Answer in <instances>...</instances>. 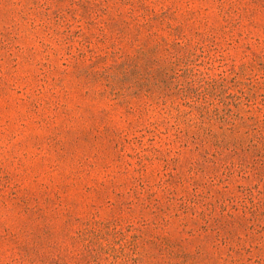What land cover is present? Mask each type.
Segmentation results:
<instances>
[{
  "label": "rangeland",
  "instance_id": "obj_1",
  "mask_svg": "<svg viewBox=\"0 0 264 264\" xmlns=\"http://www.w3.org/2000/svg\"><path fill=\"white\" fill-rule=\"evenodd\" d=\"M226 116L264 126V0H0V264H264Z\"/></svg>",
  "mask_w": 264,
  "mask_h": 264
},
{
  "label": "trees",
  "instance_id": "obj_2",
  "mask_svg": "<svg viewBox=\"0 0 264 264\" xmlns=\"http://www.w3.org/2000/svg\"><path fill=\"white\" fill-rule=\"evenodd\" d=\"M231 115L233 117L238 116L237 114H231ZM246 118L248 119V117H246ZM231 120H232V118L231 117L228 118V116L223 118L222 122L225 123L223 125H226V127L223 128L222 130H223V134L225 136H227L229 134V135H233V136H236L238 138H241V137H243V135H246L245 136L246 139L249 140V142L251 141V143L254 144V146H257L259 144L264 145V126L260 127V122H259V126H248L245 123L238 126L236 123L234 124L233 122H231ZM208 121H210V119L206 120V117H205V119H201L200 124H203L202 126H204V128H206V130L210 131L211 130V126H210L211 122L209 123ZM198 123L199 122H197V123L191 122V125H193L195 127V126H197L196 124H198ZM240 134H242V135H240Z\"/></svg>",
  "mask_w": 264,
  "mask_h": 264
}]
</instances>
